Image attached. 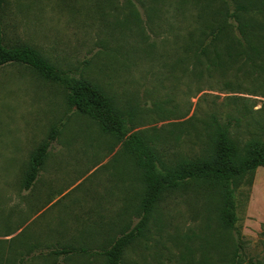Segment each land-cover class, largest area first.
Returning <instances> with one entry per match:
<instances>
[{
	"label": "rangeland",
	"instance_id": "374dc122",
	"mask_svg": "<svg viewBox=\"0 0 264 264\" xmlns=\"http://www.w3.org/2000/svg\"><path fill=\"white\" fill-rule=\"evenodd\" d=\"M1 20L6 44L31 45L101 89L162 160L202 152L203 121L212 112L224 120L239 103L222 88L235 81L230 73L209 72L198 57H163V0H8ZM245 127L236 132L247 138ZM53 128L25 190L30 153ZM144 185L121 140L70 108L61 85L22 64L0 67V264H105L101 250L136 223ZM205 186L165 194L123 263L228 264L238 244L240 264H264V167L235 190L231 228L221 225L222 190Z\"/></svg>",
	"mask_w": 264,
	"mask_h": 264
},
{
	"label": "trees",
	"instance_id": "16d2710c",
	"mask_svg": "<svg viewBox=\"0 0 264 264\" xmlns=\"http://www.w3.org/2000/svg\"><path fill=\"white\" fill-rule=\"evenodd\" d=\"M211 1L163 0V57L175 55L180 63L198 57L209 72L222 76L230 73L235 81L222 83V88L236 94L228 96L234 106L239 103L232 112L224 114V120L212 112L209 120L203 121L210 140L202 152L174 161L162 160L147 138L133 131L130 118L101 89L59 69L31 45L6 44L1 15L8 0H0V67L22 64L61 85L66 104L94 120L103 132L120 139L122 147L143 172L145 185L138 219L102 248L105 264H124V249L148 228L159 201L188 183L222 190L221 225L233 227L235 190L245 181L250 183L255 170L264 167V0H218L220 6ZM174 109L177 107L173 106L170 111ZM193 118L194 113L185 122H192ZM243 125L247 138L236 132ZM57 134L58 129L53 128L30 153L21 180L23 189H30L36 180L50 140ZM175 139L181 140V137ZM238 246L235 245L228 264H240L236 258ZM51 252L68 251L63 247Z\"/></svg>",
	"mask_w": 264,
	"mask_h": 264
}]
</instances>
